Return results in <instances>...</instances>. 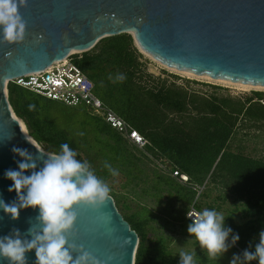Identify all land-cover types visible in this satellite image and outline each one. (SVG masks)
Wrapping results in <instances>:
<instances>
[{
    "label": "trees",
    "instance_id": "trees-1",
    "mask_svg": "<svg viewBox=\"0 0 264 264\" xmlns=\"http://www.w3.org/2000/svg\"><path fill=\"white\" fill-rule=\"evenodd\" d=\"M68 57L92 83L103 110L136 130L144 146L87 105L68 106L14 82L6 84L7 99L41 148L92 173L113 197L138 235L134 264H205L202 251L184 262L171 253L189 234L209 243L226 239L237 264H264V159L231 147L239 128L264 127V91L230 96L209 84L207 93L165 70L155 75L127 33ZM229 200L232 207L218 216L221 206L214 203ZM191 209L208 220L204 228L187 217ZM215 254L207 264H216Z\"/></svg>",
    "mask_w": 264,
    "mask_h": 264
},
{
    "label": "water",
    "instance_id": "water-1",
    "mask_svg": "<svg viewBox=\"0 0 264 264\" xmlns=\"http://www.w3.org/2000/svg\"><path fill=\"white\" fill-rule=\"evenodd\" d=\"M121 33L175 70L264 86V0H0V264H134L138 235L113 197L41 148L6 91Z\"/></svg>",
    "mask_w": 264,
    "mask_h": 264
},
{
    "label": "built area",
    "instance_id": "built-area-1",
    "mask_svg": "<svg viewBox=\"0 0 264 264\" xmlns=\"http://www.w3.org/2000/svg\"><path fill=\"white\" fill-rule=\"evenodd\" d=\"M11 82L68 106L87 105L100 113L111 127L124 134L131 143L139 147L145 144V140L136 130H128L122 119L110 111L103 110L100 100L93 94L92 83L69 57L54 62L41 72L20 76ZM173 175L179 176L183 181L187 180L185 175L176 170ZM187 217L200 228L208 224V220L194 209L187 212Z\"/></svg>",
    "mask_w": 264,
    "mask_h": 264
},
{
    "label": "rangeland",
    "instance_id": "rangeland-1",
    "mask_svg": "<svg viewBox=\"0 0 264 264\" xmlns=\"http://www.w3.org/2000/svg\"><path fill=\"white\" fill-rule=\"evenodd\" d=\"M143 56L147 59L148 71L152 72L155 75H158L161 74L163 70H165L168 73L178 76V83H184L186 79L192 80L194 81V83H190L189 86L201 92H211L212 88L209 87L210 85L220 86L222 89L219 92L223 95L228 94L230 96H240L242 94L249 93L250 91H264V89L238 88L230 84H224L205 78L189 76L177 71L170 70L144 54ZM231 147L233 149H242L243 153L249 154L250 156L261 157L264 159V127H261V129L259 130L253 127L245 129L239 128L235 138L231 142ZM116 184L117 183H115L113 188L118 191V187H115ZM126 189L127 186H125L118 192H125ZM216 195H218V192H212L211 196L208 198V202L211 203L213 201L212 199L216 198ZM218 203L221 206L220 210H215V213H217L218 216L224 215L226 212L225 209H229L232 207L230 200L226 201L224 204L221 203V201H216L214 203V206L217 207ZM170 250L173 255L182 258V262H184L183 260H185V258L189 256V253L202 251L205 255H207L206 260L203 263L207 264L208 260L210 259L209 256L211 255V253L214 254L215 250L216 264L217 262L218 264H237L234 259V253L230 247V243L224 238L218 239L217 243H209V241L202 240L196 235L189 234L183 237L180 236L171 245Z\"/></svg>",
    "mask_w": 264,
    "mask_h": 264
},
{
    "label": "bare ground",
    "instance_id": "bare-ground-1",
    "mask_svg": "<svg viewBox=\"0 0 264 264\" xmlns=\"http://www.w3.org/2000/svg\"><path fill=\"white\" fill-rule=\"evenodd\" d=\"M155 61L158 62L157 60H155ZM158 63H160V62H158ZM160 64H162V63H160ZM162 65L165 66V67H167L170 70L177 71V72H180V73L189 75V76H195V77H199V78H205V79H208V80H213V81H216V82H221V83H224V84H230V85H233V86L238 87V88H243V89H264V86L244 85V84H238V83H231V82H225V81L215 80V79H211V78H207V77H203V76H197V75H194V74L184 73V72L175 70L173 68H170V67H168V66H166L164 64H162ZM21 124H22V126H23V128L25 130L24 124L23 123H21Z\"/></svg>",
    "mask_w": 264,
    "mask_h": 264
}]
</instances>
